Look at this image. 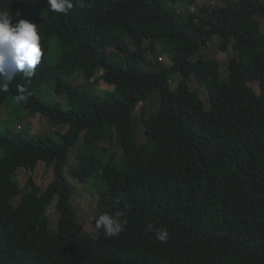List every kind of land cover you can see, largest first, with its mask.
<instances>
[{
	"label": "trees",
	"instance_id": "16d2710c",
	"mask_svg": "<svg viewBox=\"0 0 264 264\" xmlns=\"http://www.w3.org/2000/svg\"><path fill=\"white\" fill-rule=\"evenodd\" d=\"M181 1L200 0H0V103L12 94L30 114L70 126L60 139L0 130V264H264V1L224 0L176 18L166 4ZM18 33L26 45H14ZM216 36L220 50L233 48L227 80L217 58L192 60ZM158 46L170 66L149 60ZM79 70L87 83L65 79ZM191 77L207 88L210 110ZM99 80L114 88L92 91ZM158 90L160 107L149 111ZM54 94L67 107L48 100ZM108 140L119 142L123 167L104 158ZM74 147L70 173L108 185L97 237L78 230L71 203ZM40 162L53 179L43 190L30 176L13 205L15 173Z\"/></svg>",
	"mask_w": 264,
	"mask_h": 264
},
{
	"label": "rangeland",
	"instance_id": "374dc122",
	"mask_svg": "<svg viewBox=\"0 0 264 264\" xmlns=\"http://www.w3.org/2000/svg\"><path fill=\"white\" fill-rule=\"evenodd\" d=\"M237 1V0H232ZM264 1V0H263ZM224 0H200L194 6H189L186 1H181L176 4L167 3L166 7L169 8L172 15L176 18L187 17L190 11H198L205 8L206 5H217ZM262 27L264 29V17H260ZM18 38H24V42L27 41V34L21 33L17 35ZM16 37V38H17ZM22 38V39H23ZM54 39L51 40V42ZM219 37H215L214 41L210 43L207 47L200 50L197 54L192 56V60H198L201 57H215L221 63V76L224 80L229 79L230 69H229V57L230 52L233 51L232 46L227 51L220 50L218 47ZM61 49L59 43H50V49L47 53V59L51 63H56L61 57ZM161 60L163 64L170 66L172 64V57H170L169 52L163 51L162 46L151 52L149 55V60L158 63ZM149 68L150 65H149ZM71 75V76H70ZM65 77L71 83L81 85L87 83L85 75L82 70H79L75 74H70ZM179 76H176L175 82L172 84L173 87L177 85ZM93 84L96 88L91 89L94 92H99L104 94V89H113L114 86L109 85L103 80L94 82ZM190 88L199 92L206 110L211 109V102L209 98V93L204 85L199 84L194 77L190 78L189 81ZM59 100L62 101L64 106L67 107L66 97L64 94H54L48 98V100ZM161 94L160 91H154L150 98L147 100L149 111H154L160 107ZM135 126L137 128V138L141 139L145 135V129L137 116H135ZM69 124L56 125L48 117L42 115L41 113L30 114L29 110L23 105V103L12 94L4 102L0 103V130L5 134L19 133L24 129L30 131L35 137L42 136H52L55 139H60V133H66L69 129ZM118 141V139H117ZM110 144L109 153L104 155L106 160H112L115 164L120 167L125 165L123 158V151L119 142L112 144L109 140L105 142ZM76 147H74L69 154V161L65 168V175L71 181L74 187V195L71 199L73 207L76 209L79 225L78 230L93 237L99 235V230L94 225V220L98 211V201L105 191L108 190V185L98 174L91 175L87 180H80L74 177L70 171L69 167L76 164ZM5 151L0 147V157H3ZM30 176L34 178V181L39 184L43 190L46 189L49 182L53 179L54 172L52 166H47L45 162H40L35 170L27 169L25 167L20 168L14 176V179L22 187V193L14 196L12 198V203L18 206L23 198V195L28 190L27 184ZM29 191V190H28ZM27 191V192H28ZM58 199L56 196L52 201L49 211L51 216L50 227L53 230H58L59 225V211H58Z\"/></svg>",
	"mask_w": 264,
	"mask_h": 264
},
{
	"label": "clouds",
	"instance_id": "9594fccd",
	"mask_svg": "<svg viewBox=\"0 0 264 264\" xmlns=\"http://www.w3.org/2000/svg\"><path fill=\"white\" fill-rule=\"evenodd\" d=\"M17 35H20V34L18 33V34L15 35L14 40H13L14 45L15 46H23V45H26L27 41L25 43L24 42V38L23 37H22L23 39L22 38H18Z\"/></svg>",
	"mask_w": 264,
	"mask_h": 264
}]
</instances>
